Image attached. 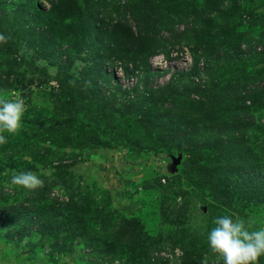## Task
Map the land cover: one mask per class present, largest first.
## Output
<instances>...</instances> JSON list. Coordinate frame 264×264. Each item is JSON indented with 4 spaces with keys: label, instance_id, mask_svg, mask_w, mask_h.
<instances>
[{
    "label": "rangeland",
    "instance_id": "obj_1",
    "mask_svg": "<svg viewBox=\"0 0 264 264\" xmlns=\"http://www.w3.org/2000/svg\"><path fill=\"white\" fill-rule=\"evenodd\" d=\"M17 96L0 264H222L214 217L264 226V0H0Z\"/></svg>",
    "mask_w": 264,
    "mask_h": 264
},
{
    "label": "clouds",
    "instance_id": "obj_2",
    "mask_svg": "<svg viewBox=\"0 0 264 264\" xmlns=\"http://www.w3.org/2000/svg\"><path fill=\"white\" fill-rule=\"evenodd\" d=\"M24 112L21 97L0 98V144L7 142L5 133L17 132ZM9 183L33 189L42 181L32 171H21L12 174ZM211 225L206 234L207 247L222 264H259L264 257V226L252 227L250 222L227 214L214 217ZM200 264H209L207 256Z\"/></svg>",
    "mask_w": 264,
    "mask_h": 264
},
{
    "label": "trees",
    "instance_id": "obj_3",
    "mask_svg": "<svg viewBox=\"0 0 264 264\" xmlns=\"http://www.w3.org/2000/svg\"><path fill=\"white\" fill-rule=\"evenodd\" d=\"M94 14V13H93ZM93 14H91V13H88V17H86L87 18V21L89 22V23H91V21H92V19L94 18V17H92L93 16ZM86 21V22H87ZM80 26H82L83 27V25L85 24V22H80ZM137 148H135V150H136ZM183 165H184V167H185V170H189V162H188V160H184L183 161Z\"/></svg>",
    "mask_w": 264,
    "mask_h": 264
}]
</instances>
